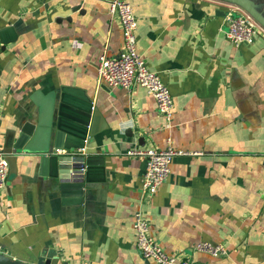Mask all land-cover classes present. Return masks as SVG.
Returning a JSON list of instances; mask_svg holds the SVG:
<instances>
[{"label":"crops","instance_id":"0c3cea01","mask_svg":"<svg viewBox=\"0 0 264 264\" xmlns=\"http://www.w3.org/2000/svg\"><path fill=\"white\" fill-rule=\"evenodd\" d=\"M110 1L0 0V147L30 134L0 192L5 255L29 264H156L136 248L141 210L169 255L264 264V37L234 45L224 24L232 4L220 0H124L137 19L138 54L174 101L166 128L143 88L98 80L99 57L123 49ZM65 91L98 114L91 164L100 167L82 189L48 163L59 156ZM148 148L182 154L143 203L146 160L127 153ZM200 242L224 245L227 255L195 253Z\"/></svg>","mask_w":264,"mask_h":264},{"label":"built area","instance_id":"2783aa9c","mask_svg":"<svg viewBox=\"0 0 264 264\" xmlns=\"http://www.w3.org/2000/svg\"><path fill=\"white\" fill-rule=\"evenodd\" d=\"M229 6V5H228ZM224 24L227 38L236 46L251 44L259 37H264V25L256 20L250 13L242 8L230 5ZM109 11L119 18L123 32V49L116 58L101 55L98 60V80L112 88H121L132 91L136 87L143 88L152 96L157 104L159 114L166 121V128H170L174 111V101L170 90L162 79L154 72L148 70L144 59L137 51L136 31L138 29L134 8L124 0H111ZM86 140L84 143L86 144ZM85 151V148L80 150ZM65 151L56 150V154ZM182 152L167 148L159 150L148 148L146 150H132L128 156L142 157L146 160V170L142 181V202L154 196L166 182L171 173V164L175 156ZM8 154L0 147V192L4 191L9 181ZM133 228L136 233V248L143 258L151 259L156 264H193L191 259L179 258L167 254L161 245L156 242L150 233L148 220L141 210L134 214ZM195 253L206 254L214 258L227 255L224 245L212 242H200L193 248ZM0 253L5 254L0 243Z\"/></svg>","mask_w":264,"mask_h":264},{"label":"water","instance_id":"95a60500","mask_svg":"<svg viewBox=\"0 0 264 264\" xmlns=\"http://www.w3.org/2000/svg\"><path fill=\"white\" fill-rule=\"evenodd\" d=\"M244 7L256 20L264 25V17L253 7L244 2ZM0 45L4 44V39L0 33ZM5 51V46L0 48V53ZM59 118L57 124V149L66 150L65 154L56 158L48 159L50 168L56 164V170L64 182H72L84 187L85 183L96 181L90 177V171L96 167L91 164V160L96 158V140L97 132L94 131L92 121L98 116L94 112L91 101L83 99L80 96L68 95L66 92L62 94L59 106ZM24 131V130H23ZM25 135L26 137H23ZM22 137L12 148L4 150L9 156L10 169L16 161L13 155L14 151H22L25 143L28 141L30 134L23 133ZM88 141L86 144L85 141ZM85 148L84 152L80 150ZM55 160V161H54ZM55 162V163H54ZM93 179V180H92ZM0 264H29L22 261L14 260L11 257L0 253ZM42 264H54L48 260ZM56 264V263H55Z\"/></svg>","mask_w":264,"mask_h":264},{"label":"rangeland","instance_id":"374dc122","mask_svg":"<svg viewBox=\"0 0 264 264\" xmlns=\"http://www.w3.org/2000/svg\"><path fill=\"white\" fill-rule=\"evenodd\" d=\"M220 1H222L223 3L225 2V4H232L234 6H238L243 10L247 9L244 7L245 6L244 2H246L254 9H261L264 11V0H220Z\"/></svg>","mask_w":264,"mask_h":264},{"label":"trees","instance_id":"16d2710c","mask_svg":"<svg viewBox=\"0 0 264 264\" xmlns=\"http://www.w3.org/2000/svg\"><path fill=\"white\" fill-rule=\"evenodd\" d=\"M66 92V91H65Z\"/></svg>","mask_w":264,"mask_h":264}]
</instances>
